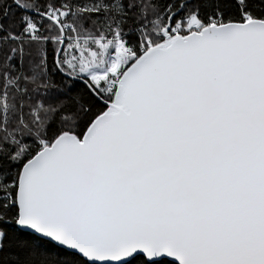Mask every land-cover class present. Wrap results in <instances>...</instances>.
<instances>
[{"label": "snow or ice", "instance_id": "1", "mask_svg": "<svg viewBox=\"0 0 264 264\" xmlns=\"http://www.w3.org/2000/svg\"><path fill=\"white\" fill-rule=\"evenodd\" d=\"M0 264H264V0H0Z\"/></svg>", "mask_w": 264, "mask_h": 264}]
</instances>
